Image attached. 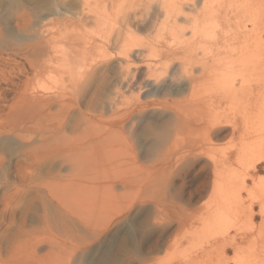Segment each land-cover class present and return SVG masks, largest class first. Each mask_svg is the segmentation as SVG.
<instances>
[{"label": "rangeland", "instance_id": "rangeland-1", "mask_svg": "<svg viewBox=\"0 0 264 264\" xmlns=\"http://www.w3.org/2000/svg\"><path fill=\"white\" fill-rule=\"evenodd\" d=\"M4 3L6 8L0 9V30L3 32L4 29H15V17L20 12L28 13L27 23L32 25L38 22L36 14L55 12V8H58L56 5L53 8L55 2L51 0H39L37 3L33 0L22 2L12 0L10 5V2ZM57 16L55 13L51 14L43 21L44 24L54 23ZM8 20L9 23H7ZM216 20L215 36L206 39V44L219 41L222 44L224 42L233 46L241 45L252 42L257 33L261 36L264 45V0H222L218 6ZM74 32L76 35L73 37L78 39H73L71 36V39L64 40H68L67 42L71 45L74 43L77 47L87 39V36ZM147 32L143 27L136 31V36L141 43L139 49L144 48L149 42L150 35ZM114 51L116 52V49L112 52ZM263 57L264 55H248L242 60L262 64L264 73ZM128 59L133 66L138 62L142 63V60L133 56ZM117 61L121 62L122 59L114 55L108 60L107 66L111 73H108L106 77L94 75L96 66H92L91 70L95 72L90 71L87 74L88 79L84 78V86H82L83 83L81 86L79 84L74 90L73 98L78 102L80 110L89 116L90 121L82 119L83 122L79 116V110L74 108L71 110L72 114L66 117L67 120L64 118L66 121L61 124L63 126L55 130L56 137L63 147H81L77 151V161L82 167L76 172L61 171L58 176L60 179L56 187L59 198L55 256L58 263L56 264H246L247 242L264 221L260 210L262 200L259 192L254 191L255 183L264 184V157L257 161L258 167L253 173V180L250 166H248L252 159L248 162L242 160L240 163H245L244 165L238 163L240 152L237 151L261 139L258 131L252 132L251 126L261 113L255 101L262 90V82L256 79L250 80L240 87L238 94L233 97L227 96V92L231 87L239 88L238 76L232 78L227 86L217 85L208 89V95L204 93L205 99H209L214 106H210L207 113L202 112L201 120L192 119L189 122L194 125L191 123L185 126L187 134L177 145L178 155L175 161L165 162L163 168L160 153L168 144L171 125L172 123L174 125L171 110L157 107L138 112L136 110L133 119L125 121L124 137L114 134V138L110 136L111 140L104 142L113 146L117 144L116 147H120L118 148L120 154L115 149H113L115 153H118L116 155L112 153L109 155L107 151L104 154L98 152L102 148L101 144L95 141L98 139L96 136L101 134L106 136L112 116L109 110L104 109L103 104L113 90L118 72ZM231 62L237 61L222 62L221 65ZM29 76L26 79L28 86L37 82L36 77ZM162 79L153 88L154 98H156L155 90L162 86ZM147 91L142 89L140 94L125 91L116 99L117 104L119 107L126 103L131 105L137 95L141 96V100H145L144 95ZM213 94H216L218 98ZM213 112L222 117V122L215 128L217 130L215 134H209L206 137L205 131L209 125L206 121L208 122L212 115L214 116ZM204 119L206 120L203 121ZM194 121H198L199 124ZM44 135L49 134L46 132ZM0 137V142L3 144L0 143L2 149L0 153L10 152L11 148L15 149L14 139L5 134H1ZM37 138H41L40 134L34 138V144L38 143ZM89 144H92V147ZM80 151L82 154L79 153ZM193 155L198 156L199 160L194 162ZM214 161L217 163L220 161L219 168L222 173L218 172L213 185H223L226 190L229 188L235 190L236 201L217 206L213 203L211 194H202L204 199L198 196L196 192L198 182L202 177L211 176ZM204 166L207 169H204ZM36 176L41 177L36 181L38 183L42 180L43 182L50 180L40 172ZM1 179L0 190L5 192L3 185L8 182L6 179L9 180L8 174ZM242 179L245 180V185L241 183ZM36 182L32 185L37 184ZM41 185L44 187L43 184ZM34 195V190L30 187L24 195H19L20 201L13 200L11 203L14 208L13 218L6 226V231L4 228L0 231L3 233L1 234L3 236H0L2 237L0 264H49L52 260L46 245L49 242L47 240L50 236L49 227L52 225V219L49 216L41 218L42 210L38 198L33 197ZM207 198L211 200L208 201ZM216 208H220L219 210L227 216L225 217L227 221L224 225L222 222L221 227L212 222L211 217ZM19 216H22L21 218L25 216L26 222ZM19 220L26 223L25 229H23L24 225L22 226L23 221L21 223ZM20 230H24V233ZM26 230L28 235L25 236ZM37 234L42 237L43 246L42 242L38 243L41 247L35 244L40 249L34 250L35 256L31 252L34 243H31L35 240L32 235L38 238ZM29 237L32 241L28 245ZM14 240L20 243L17 242V245L15 242V245ZM9 242L14 244L11 245ZM5 243L12 246V249L14 247L13 252ZM5 246L6 249H4Z\"/></svg>", "mask_w": 264, "mask_h": 264}, {"label": "bare ground", "instance_id": "bare-ground-1", "mask_svg": "<svg viewBox=\"0 0 264 264\" xmlns=\"http://www.w3.org/2000/svg\"><path fill=\"white\" fill-rule=\"evenodd\" d=\"M33 1L37 3L39 0ZM51 1L55 2L53 8H55V5L58 8H55V12L36 14L38 22L35 21L36 23L32 25L27 23L28 19L26 17L29 18V15L23 11L15 17L14 30L9 28L4 29V32L0 30V135L5 134L7 137L14 139L17 147L15 149L11 148L10 152L0 153V179L7 174L9 179H6L8 182L3 185L4 190L6 189L5 192L0 190L2 192H0V231L2 228L6 231V226L13 218L12 201L21 199L19 195H24L27 189L32 187L35 194L33 197L38 198L42 210L41 218L49 216L52 219V225L49 227L50 236L47 240L49 242L46 245L52 258L51 260L49 257L51 260L49 264H53V262L56 264L59 203L56 187L59 185L58 181L60 179L58 176L61 171L76 172L81 170L82 167L77 161V151L81 147H63L58 137H56L55 130L63 126L61 124L67 120L74 108L79 110L81 120L90 121L89 116L80 110L78 102L73 98L74 90L79 84L81 86L84 78L88 79L87 74L94 71L91 70L92 66H96L94 75L96 74L99 77L108 76L111 71L107 63L113 55L120 57L122 61H117L118 72L113 90H111L108 99L103 104L104 109L109 110L112 116L107 130L109 133H105L106 136L101 133V135L96 136L98 139L95 141L98 142L97 144H101L100 147L102 148H98L100 149L98 152L104 154L107 151L109 155L111 153L118 154L113 150L119 151L118 148L120 147H116L117 144L113 146L104 142L111 140L110 136L114 138V134L120 135L119 137L123 136L125 121L127 119L132 120L136 110L138 112L150 107L151 109L157 107L163 110H171L174 119L168 144L160 153V158L163 161L162 167L165 162L175 161L178 155L177 145L187 134L184 129L185 126L187 124L191 125L192 122H189L192 119L201 120L202 112L206 111L205 113H207V110L212 106L209 99L206 98L208 100L206 101L204 93L207 94L208 89H212L217 85L227 86L232 78L238 76L240 79L239 88L231 87L227 92L229 97L236 96L240 87H243L252 79L262 82L263 85L255 101L258 111L261 113L257 116L254 125L251 126L252 132L258 131L261 139L251 146L241 147L240 151H237L240 152V160L239 162L236 160L240 163L242 160L248 162L252 159L248 166H250L251 177H254L253 173L258 167L257 161L264 157V73L262 64L252 63L251 61L242 60V58L248 55H264V45L261 36L257 33H255L252 42L236 46L224 42L222 44L219 41H214L212 44L205 43L206 39L215 36L217 28L216 13L222 0ZM4 2L7 4L10 2V5L12 0H1V10L6 8ZM53 13L58 15L54 23L44 24L43 21ZM7 23H9V20ZM141 27L148 31L150 40L148 39L149 42L147 41L148 44L144 48L139 49L141 43L139 37L136 36V31ZM74 31L82 36H87V39L82 44L78 43L77 47L74 43L71 45L67 42L68 40H64L65 38L71 39V36L73 39H78V37H73L76 35ZM115 49L116 52H112ZM145 52L147 54H144ZM130 56L139 58L142 63L139 64L138 62L134 66L131 65V61L128 59ZM234 60L237 62L221 65L222 62L227 63ZM28 76L36 77L37 82L28 86L26 82ZM161 78H163L162 86L155 90L156 98H154V95H152L153 88L156 87L157 83L159 84ZM173 81H176L177 84ZM82 86H84V83ZM142 89L148 90L144 95L145 100H141V96L137 95L134 103L131 104L133 107L127 105L129 103L122 107L118 106L116 99L122 96L125 91H134L140 94ZM213 95L217 97L216 94ZM221 122L222 117L214 113V116L212 115L211 119L208 122L206 121V124H209L206 128L207 131H205L206 137L209 134H215L217 132L215 128L218 125L220 126ZM196 123L199 124L198 121ZM128 130L130 131V129ZM186 130L189 129L186 128ZM46 132L49 135L45 136L44 133ZM38 134L41 138H37L38 143L34 144V138ZM87 142L90 143V141ZM0 143L2 144V142ZM91 145L90 147H92ZM95 150L97 151V149ZM84 156L86 155L84 154ZM192 158L194 162L199 160L198 156L195 155ZM219 162L214 161L211 176L209 177L208 174V177H202L196 188L199 197H202V194H211L213 203L217 206L237 200V193L232 188L226 190L223 185H213L215 177L219 174L218 172L222 173ZM85 166H87L86 163ZM85 166L84 168H86ZM204 169L207 168L204 166ZM39 172L49 177L50 180L36 182L41 179V177L36 176ZM3 174L4 176H2ZM212 174H214V177H212ZM244 181L242 179L241 183L245 185ZM34 182L37 184L32 185ZM255 190L260 194L262 200L260 210L264 217V184L255 183ZM202 198L204 199V196ZM210 200L208 199V201ZM216 209L212 215L213 217H211L212 222H215V225L219 224L218 226L221 227L227 221V218H225L227 216L219 210L220 208ZM21 214L23 216V213ZM21 219L25 221V216ZM20 221L22 223L23 220ZM24 221L22 224V226L24 225L23 229L26 225V221ZM23 231L21 233H24ZM26 233L25 236L28 235ZM1 234H3L2 232L0 236H3ZM38 236L41 237L37 234L36 237ZM32 237L35 240L31 243L32 238L29 237L28 245L34 243L31 252L36 256L35 249L38 248L37 246L41 247L38 243L42 242V237L40 239H38L39 237L34 238L33 235ZM251 237L247 242L246 264H264V221ZM0 240H2V237ZM25 241L27 243V239ZM15 242L19 241L14 240ZM6 243V246L14 244L13 242ZM41 245L43 246V242ZM6 246L4 249H6ZM8 247H11L10 251L13 252L14 247L13 249L10 245Z\"/></svg>", "mask_w": 264, "mask_h": 264}]
</instances>
